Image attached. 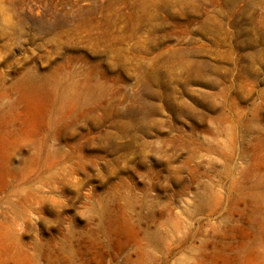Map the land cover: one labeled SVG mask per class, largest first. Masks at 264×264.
I'll use <instances>...</instances> for the list:
<instances>
[{"label": "rangeland", "instance_id": "rangeland-1", "mask_svg": "<svg viewBox=\"0 0 264 264\" xmlns=\"http://www.w3.org/2000/svg\"><path fill=\"white\" fill-rule=\"evenodd\" d=\"M0 264H264V0H0Z\"/></svg>", "mask_w": 264, "mask_h": 264}, {"label": "bare ground", "instance_id": "bare-ground-1", "mask_svg": "<svg viewBox=\"0 0 264 264\" xmlns=\"http://www.w3.org/2000/svg\"><path fill=\"white\" fill-rule=\"evenodd\" d=\"M26 104H27V115L25 118L26 120L25 128L29 131L35 127L38 114L42 109H41L40 101L31 95L26 97Z\"/></svg>", "mask_w": 264, "mask_h": 264}]
</instances>
